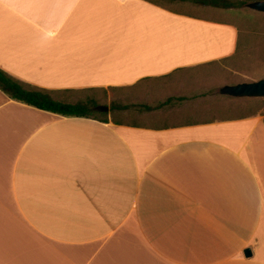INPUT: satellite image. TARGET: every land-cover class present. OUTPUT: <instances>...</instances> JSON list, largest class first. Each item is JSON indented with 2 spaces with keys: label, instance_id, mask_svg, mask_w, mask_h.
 <instances>
[{
  "label": "crops",
  "instance_id": "0c3cea01",
  "mask_svg": "<svg viewBox=\"0 0 264 264\" xmlns=\"http://www.w3.org/2000/svg\"><path fill=\"white\" fill-rule=\"evenodd\" d=\"M172 2L198 7L0 0V69L61 100L165 92L162 79L232 55L238 39L218 7ZM169 94L122 122L0 89V264H264V118L199 120Z\"/></svg>",
  "mask_w": 264,
  "mask_h": 264
},
{
  "label": "rangeland",
  "instance_id": "374dc122",
  "mask_svg": "<svg viewBox=\"0 0 264 264\" xmlns=\"http://www.w3.org/2000/svg\"><path fill=\"white\" fill-rule=\"evenodd\" d=\"M159 0L172 9L193 11L198 4ZM241 3L231 8H219L214 17L232 22L238 30V49L232 55L213 63L177 71L162 79L170 82L165 89L156 90L154 83H146L144 88H119L86 94L79 101L92 100V116L111 117L122 122L135 121V115L146 111V106L159 108L170 92L180 97L179 102H170L168 108H195L192 114L199 120L219 117H239L256 114L264 118V98H236L219 94L226 84L252 82L264 78V13L248 8L245 4L253 0H233ZM245 3V4H242ZM160 89L163 85H160ZM164 89V90H165ZM162 99V100H159ZM261 99V102L256 100ZM157 100V101H156ZM259 105L261 107H259ZM99 107H107L100 110ZM181 112L183 110H180ZM188 112L191 110H187ZM183 115V114H182Z\"/></svg>",
  "mask_w": 264,
  "mask_h": 264
},
{
  "label": "trees",
  "instance_id": "16d2710c",
  "mask_svg": "<svg viewBox=\"0 0 264 264\" xmlns=\"http://www.w3.org/2000/svg\"><path fill=\"white\" fill-rule=\"evenodd\" d=\"M202 5H208L218 8H231L241 2L233 0H195ZM245 4V3H242ZM238 49V43L236 50ZM0 89L11 99L23 102L36 108L50 111L67 117H92L91 106L94 105L92 100L86 101H69L56 99L52 94L41 88L33 87L23 83L0 69ZM261 102V99L256 100ZM259 107H261L259 105ZM252 115V114H249ZM255 115V114H253ZM246 116V115H244ZM105 121L106 117H98Z\"/></svg>",
  "mask_w": 264,
  "mask_h": 264
},
{
  "label": "water",
  "instance_id": "95a60500",
  "mask_svg": "<svg viewBox=\"0 0 264 264\" xmlns=\"http://www.w3.org/2000/svg\"><path fill=\"white\" fill-rule=\"evenodd\" d=\"M248 8L264 13V0H253L245 4ZM219 94L236 98H264V78L252 82H239L236 84H226L219 88ZM100 110L107 107H99ZM246 255H251L250 249L245 251Z\"/></svg>",
  "mask_w": 264,
  "mask_h": 264
}]
</instances>
